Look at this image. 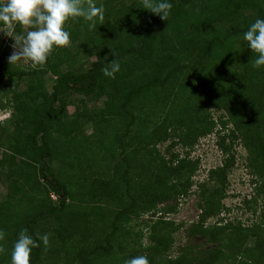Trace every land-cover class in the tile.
<instances>
[{"label":"trees","instance_id":"obj_1","mask_svg":"<svg viewBox=\"0 0 264 264\" xmlns=\"http://www.w3.org/2000/svg\"><path fill=\"white\" fill-rule=\"evenodd\" d=\"M171 2L166 21L140 8L141 0H96L104 21L90 29L83 18H70L71 48L54 49L38 70L9 64L7 51H0V85L25 83L23 89H10L12 116L0 126V181L6 182L0 264H10V250L23 229L34 239L49 236L46 250L42 242L32 250L30 264H124L141 255L156 264L171 238L157 229H172V222L161 217L149 234L156 243H138L139 252L119 255L114 239L121 234L126 241L132 216H155L159 203L189 190L197 161L187 152L165 158L157 145L170 140L192 146L215 126L209 106L226 111L229 118L219 123L232 122L233 139L241 135L249 165L262 176L255 194L264 199V67H253L256 54L243 40L249 25L264 19V0ZM16 31L23 34L21 26ZM77 57L94 59L76 71ZM113 59L121 68L110 79L102 68ZM47 73L55 77L50 89ZM104 96L101 108L88 107V100ZM224 137L219 146L228 153ZM227 157L199 185L203 217L186 230L210 247L190 242L169 264H264V236L253 234L256 239L248 246L245 228L204 227L207 214L224 209L226 171L232 164ZM51 161L59 162L57 171ZM162 209L165 214L174 208ZM117 249L122 250L120 244Z\"/></svg>","mask_w":264,"mask_h":264},{"label":"rangeland","instance_id":"obj_2","mask_svg":"<svg viewBox=\"0 0 264 264\" xmlns=\"http://www.w3.org/2000/svg\"><path fill=\"white\" fill-rule=\"evenodd\" d=\"M88 3V0H86ZM96 0H93L95 2ZM82 3L86 6L87 3L82 0ZM22 31L23 28H22ZM13 39L8 37L4 33L0 32V51H7V56L5 60L8 61L9 55L12 53L13 48L11 47ZM67 46L68 48H71ZM94 58L86 57H77L76 65L74 70L83 71L88 68V63ZM23 71L28 70H38L33 69L28 64L15 65ZM45 86L47 89H50L55 82V77L47 73L44 76ZM25 88V83L15 86L3 81L0 85V126H6L8 119L12 116L11 113V103L10 89H23ZM106 97H102L99 101L94 102L93 100H88V107L95 109L101 108L104 105ZM68 112H73L74 107L72 105L67 106ZM208 113L210 117L215 122V126L212 131L208 134L198 137L192 146L188 148L181 145H173L170 143V140L158 143L157 148L160 150V153L164 155L165 158H169L172 153H178L180 157H183L186 152L188 153V158L191 160L197 161V169L192 175L191 182L192 185L189 190L184 194H178L174 198L168 199L157 205L159 208L158 214L155 216L151 215L152 213L147 212L142 215L132 216L130 221L125 226L127 229V239L123 242L121 234H117L114 239V248L120 254L127 252H139V249L142 250L144 245H153L156 243L154 237L149 236L152 233V227L155 226V223L161 220H168L172 222L170 225L172 229H165L159 227L163 234L170 236L169 246L164 252H159L155 257L156 264H169L170 256H177L179 254V248L188 245V243H195L202 248L210 247V245H205L204 239L202 236H195L190 238L187 235V228L192 224L199 221L201 218L202 210L198 203H201V198L199 195L200 187L202 183H207L209 181L208 173L210 169H213L217 166H221L223 159L231 158L232 164L227 168L226 171V182L224 185L225 188V198L222 199V204L224 209L220 212L209 213L205 220H203L204 227H211L214 224L225 225L229 224L232 226H238L245 228V232L248 234L247 244L248 246L253 244V240L256 239L253 234L259 236H264V216H262V211L264 210V199L260 195L255 194V182L261 181L262 176L259 172L252 169L250 160V154L248 149L244 147L241 143V135L235 140L231 137V130L234 129L232 122H227L225 127L219 123L220 120H226L229 118L227 113L223 109H215L213 106H209ZM85 129L86 133L92 131V127L87 126ZM225 136L223 142L228 149V153L219 146V143L222 142L221 137ZM249 157V159H248ZM51 168H54L57 171V168L60 167L59 162L51 161ZM6 193V182L4 180L0 181V201L4 199V194ZM56 199V195L53 192H50ZM52 201L56 202L51 199ZM108 205L103 204V208H107ZM167 206H173V210L169 213L163 214V209ZM162 213V215H161ZM203 217V216H202ZM201 220V219H200ZM99 226L101 225L100 222ZM258 227L259 230L254 231L255 227ZM164 227V226H162ZM99 228V227H98ZM252 231V232H251ZM252 235V236H251ZM264 239V238H263ZM99 240H102V235H100ZM141 243V245H138ZM120 244L122 250H118L117 247ZM124 248V249H123Z\"/></svg>","mask_w":264,"mask_h":264},{"label":"clouds","instance_id":"obj_3","mask_svg":"<svg viewBox=\"0 0 264 264\" xmlns=\"http://www.w3.org/2000/svg\"><path fill=\"white\" fill-rule=\"evenodd\" d=\"M172 7L171 0H141L140 8L168 21ZM70 18H83L90 29L97 28V21H104V9L93 0H88L86 6L82 0H0V32L13 39L9 64H28L33 69L43 67L54 49L69 46L70 32L66 29V22ZM17 26L23 28V34L17 33ZM243 40L256 54L253 67H264V19L257 18L251 23L243 34ZM112 55H117L116 50ZM120 68V63L113 59L105 63L102 72L105 77L115 79ZM5 237L6 233L0 229V242ZM40 242L46 250L49 246L48 234H37L34 239L27 229H23L10 250V264H30L32 250L39 248ZM4 251L0 243V253ZM169 259L175 260L178 256H170ZM124 264H149V260L141 255L126 259Z\"/></svg>","mask_w":264,"mask_h":264},{"label":"built area","instance_id":"obj_4","mask_svg":"<svg viewBox=\"0 0 264 264\" xmlns=\"http://www.w3.org/2000/svg\"><path fill=\"white\" fill-rule=\"evenodd\" d=\"M51 197H52L53 199H55V197L53 196V194L51 195Z\"/></svg>","mask_w":264,"mask_h":264},{"label":"bare ground","instance_id":"obj_5","mask_svg":"<svg viewBox=\"0 0 264 264\" xmlns=\"http://www.w3.org/2000/svg\"><path fill=\"white\" fill-rule=\"evenodd\" d=\"M56 199H57V197H56ZM56 199H53V200H56Z\"/></svg>","mask_w":264,"mask_h":264}]
</instances>
